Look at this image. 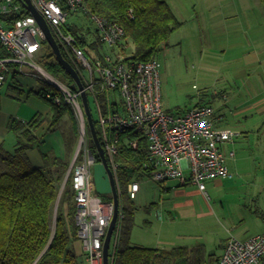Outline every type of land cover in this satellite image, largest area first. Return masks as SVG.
Instances as JSON below:
<instances>
[{
    "label": "built area",
    "instance_id": "2783aa9c",
    "mask_svg": "<svg viewBox=\"0 0 264 264\" xmlns=\"http://www.w3.org/2000/svg\"><path fill=\"white\" fill-rule=\"evenodd\" d=\"M31 1L49 24L59 46L81 71L84 89L88 97L91 95L98 114L99 138L119 190L120 162L116 158L121 146L137 150L143 138L147 141L149 159L145 166L156 182L178 179L205 190V180L231 175L227 158L234 157L235 152L226 153L223 146L241 133L231 128H217L216 110L212 105L195 107L178 116L168 113L162 103L161 63L155 58L144 62L126 61L124 52L129 44L119 23L90 13L100 41L112 49L90 59L79 46L78 38L64 28L70 11L86 9L85 0ZM129 13L132 15V10ZM11 14L18 18L10 25L0 19V52L6 54L0 56V85L12 64L20 66V70L25 66L34 67L41 72L38 77L56 91L54 95L47 93V97L53 98L57 105L71 106L76 114L79 138L68 175L75 190L77 237L88 263L104 264L103 246L115 204L113 200L104 201L95 188L93 168L97 159L89 145L82 91L73 89L34 61L43 41L47 40L26 5L20 0H0V17ZM139 189L137 181L129 182L130 198H135ZM123 218L120 211L108 264L115 262ZM218 264H264V231L244 239L231 235Z\"/></svg>",
    "mask_w": 264,
    "mask_h": 264
},
{
    "label": "rangeland",
    "instance_id": "374dc122",
    "mask_svg": "<svg viewBox=\"0 0 264 264\" xmlns=\"http://www.w3.org/2000/svg\"><path fill=\"white\" fill-rule=\"evenodd\" d=\"M166 1L182 25L160 46L156 55L161 62L163 107L169 113L178 114L198 103L211 101L218 112L227 110L223 126L241 134L235 128H244L246 132L223 147L234 145L233 151L239 153L241 160L237 169L231 167V175L223 179V185L208 179L205 190L188 184L168 193L149 172L135 175L132 180L140 185L135 198L131 199L125 192L121 198L118 189L125 210L124 230H129L133 244L163 248L203 244L207 256L219 255L230 234L244 239L264 229V114L252 112L251 118L241 122L233 119L237 106L248 99L250 87L264 93V69L244 61L247 52L257 51L260 58V52L264 53V4L260 0H243L248 2V7L242 14L237 7L242 0ZM74 19L78 20L68 18ZM78 21L91 26L90 20L82 15ZM39 54L34 58L38 64ZM29 70L41 75L30 66H25L23 71ZM10 81L9 78L7 83ZM45 83L44 79L39 80L40 87ZM88 98L93 118L98 122L90 94ZM64 117L67 119L58 127L68 130L75 122L79 133V120L74 111L73 116L67 113ZM60 142L58 138L56 143ZM94 174L99 196L104 201L112 200L110 180L102 162H96ZM59 200L60 196L54 216ZM64 208L67 215L70 208L67 205ZM111 245L112 250V240Z\"/></svg>",
    "mask_w": 264,
    "mask_h": 264
},
{
    "label": "trees",
    "instance_id": "16d2710c",
    "mask_svg": "<svg viewBox=\"0 0 264 264\" xmlns=\"http://www.w3.org/2000/svg\"><path fill=\"white\" fill-rule=\"evenodd\" d=\"M260 1L264 4V0ZM84 5L85 10L70 11L68 18L77 17L80 20L82 15L90 20L91 26H85L77 19L69 21L67 18L64 28L78 38L79 46L83 47L90 59L112 51L100 41L90 13L102 15L124 28L126 43L129 44L124 52L126 61L144 62L157 59L160 46L182 25V21L166 0H85ZM130 10L132 15L129 13ZM24 13L28 14V11ZM16 18L18 16L15 14L0 17L6 25L13 23ZM60 48L64 57L78 73H81L61 45ZM39 52L40 65L50 74L72 86L73 79L61 66L47 41H43ZM1 56L6 54L2 52ZM8 73L9 71L6 74ZM32 92L51 107L49 131L62 121L65 114L73 116L71 106L57 105L53 98L47 97V93L56 94L55 89L48 83L40 90ZM210 103L211 101L198 103L192 108L212 105ZM192 108L171 114L182 115ZM45 119L46 117L41 114H36L28 122L12 118L8 130L14 134L15 140L10 147L7 146V140L0 142V264H86L71 246L77 237V225L74 223L75 190L71 177L62 191L79 133L74 122L73 126L63 133L65 156L42 152L43 164L36 166L28 151L40 147L42 139L33 132ZM94 122L99 135L97 121ZM87 133L89 145L95 153L97 162H101L88 124ZM116 159L120 162L118 181L123 198L124 192L129 194L128 184L134 176L147 171L145 164L149 163V159L146 139H142L137 150L122 145L120 155ZM59 196V205L54 216ZM64 205L70 208L67 215ZM121 209L125 211L122 208V201ZM120 232L121 242L116 249L114 264H218L219 261L218 256L213 254L207 256L203 245L167 249L133 244L129 230H124V220Z\"/></svg>",
    "mask_w": 264,
    "mask_h": 264
},
{
    "label": "crops",
    "instance_id": "0c3cea01",
    "mask_svg": "<svg viewBox=\"0 0 264 264\" xmlns=\"http://www.w3.org/2000/svg\"><path fill=\"white\" fill-rule=\"evenodd\" d=\"M248 2L241 1L240 5H237V7L241 10L242 14H245V8L248 7ZM236 7V5H235ZM234 16L231 14V17ZM231 17H229L231 19ZM245 21L250 24L249 19L245 16ZM239 23V22H238ZM0 52V56H1ZM262 55V58L258 56L257 51L247 52L244 56V61L249 64H258L261 66L262 69H264V53L260 52ZM20 70V66L18 65H11V70L8 74H6V79L4 82L0 85V142L6 141L9 145L12 144L13 140H15L14 134H12L8 130L9 122L12 118H16L18 120H21L23 122H28L31 120L36 114H41L42 116L46 117L44 122L40 125V127L35 130L33 133L38 138L42 139V143L40 147H36L34 149H31L28 151V154L30 158L32 159L33 163L36 166H41L43 164V157L42 152H48V153H55L61 157H64L66 154V146L65 141L63 137L64 129H62L61 125L60 128L58 125L55 126V128L52 131H49V128L51 126V107L50 105L44 101L42 98H40L36 93L32 91L40 90L42 87H40L39 80L41 79L34 73L32 70H29V72H24ZM11 79L9 83L8 79ZM225 105V104H224ZM225 110V109H224ZM252 112H256L259 114H264V93L258 92L250 87V95L248 96V99L245 103L239 104L236 108V110L233 112L234 120L241 122L244 118H251ZM227 110L223 112H218L216 108L215 113V126L217 128H228L223 126L225 123L223 122L225 117L227 116ZM67 118L63 117V123L65 122ZM240 131H242V134L246 132V129H240L235 128ZM241 134V135H242ZM240 135V136H241ZM239 136V137H240ZM247 137V135L245 136ZM61 139L60 144L58 145L56 143L57 139ZM63 148H61V146ZM10 147V146H9ZM233 146L228 147L227 149H224L226 153H228L230 150H233ZM61 148V149H60ZM76 149V147H75ZM74 155V152L72 154V157ZM71 157V161H72ZM241 160V157L239 156V153L235 152L234 157H228L227 163L229 165L230 171L232 170L231 167H235L237 169V165H239V162ZM102 162V161H101ZM231 162V165H230ZM71 166V164H70ZM95 167V166H94ZM69 172V171H68ZM93 175H94V181H95V188L98 193L97 187H96V176L94 174V168H93ZM229 177V176H228ZM226 177V178H228ZM223 178V179H226ZM223 179H217L213 180L216 181L217 184L223 185L225 181ZM131 182H136L135 180H132ZM188 184H192L190 182H181L178 179L173 180H167L165 182H162V189L165 192H171L173 189H178L180 187H184ZM111 186V184H110ZM99 195V194H98ZM133 199V198H131ZM113 200V199H112ZM122 200L120 199V202ZM157 206V205H156ZM159 207V206H157ZM120 211L121 207H120ZM119 211V213H120ZM123 212V211H122ZM125 217V215H124ZM171 218H173V215H171ZM124 218L122 219L123 222ZM118 224V221H117ZM123 224V223H122ZM116 230V228H115ZM264 231V229H263ZM262 231V232H263ZM115 232V231H114ZM261 233V232H260ZM121 234V232H120ZM234 234H230L229 237ZM121 237V236H120ZM228 237V238H229ZM227 238V239H228ZM120 245V244H119ZM197 245H203V244H197ZM72 250L81 257L86 264H89L86 255L82 246V242L79 240L78 237H76L72 243ZM179 246V245H178ZM187 247H194L195 245H182ZM204 246V245H203ZM177 247V246H174ZM153 248H163V247H153ZM173 248V247H171ZM167 248V249H171ZM206 252V251H205ZM222 254V253H221ZM221 254H213L214 256H218L220 258ZM207 255V254H206ZM212 255V254H211ZM219 260V259H218ZM219 262V261H218Z\"/></svg>",
    "mask_w": 264,
    "mask_h": 264
},
{
    "label": "water",
    "instance_id": "95a60500",
    "mask_svg": "<svg viewBox=\"0 0 264 264\" xmlns=\"http://www.w3.org/2000/svg\"><path fill=\"white\" fill-rule=\"evenodd\" d=\"M20 1H22L26 5L27 9H29L30 12L36 17L39 25L41 26V28L43 30V33L46 37V40H47L48 44L51 46V48H52L54 54L56 55L59 63L61 64V66L65 69V71L73 79L72 88L73 89L78 88L79 90L82 91L81 98H82V103H83V107H84V111H85V116H86V120H87V124H88V128H89V132H90L92 139L94 141L98 156L100 157L102 164L104 165L105 170L107 172V175L109 177L110 184H111V190L113 193V201L115 204L114 216H113V219H112L110 226L107 230V234H106L104 246H103L104 264H108L111 240H112V236H113V233H114L116 225H117L118 215H119V211H120V194L118 191V185L116 182L114 172L109 165L105 149H104V147L100 141V138H99V135H98V132L96 129V125L94 122L93 114H92V111L90 108L88 95H87L86 90L84 89V85H83V82H82V79H81L79 73L74 68V66L64 57V55L61 51V48H60V46H59V44H58V42L54 36L49 24L47 23L45 18L37 11V9L33 5L32 1L31 0H20ZM68 178H69V175L67 174V176L65 178V183L67 182ZM63 188H64V186H63Z\"/></svg>",
    "mask_w": 264,
    "mask_h": 264
},
{
    "label": "bare ground",
    "instance_id": "6f19581e",
    "mask_svg": "<svg viewBox=\"0 0 264 264\" xmlns=\"http://www.w3.org/2000/svg\"><path fill=\"white\" fill-rule=\"evenodd\" d=\"M29 10V9H28ZM30 11V10H29ZM31 13V12H30ZM32 14V13H31ZM93 180H94V176H93Z\"/></svg>",
    "mask_w": 264,
    "mask_h": 264
}]
</instances>
